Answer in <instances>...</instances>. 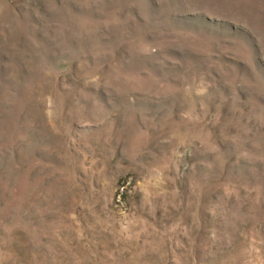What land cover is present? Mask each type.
<instances>
[{
	"label": "rangeland",
	"instance_id": "rangeland-1",
	"mask_svg": "<svg viewBox=\"0 0 264 264\" xmlns=\"http://www.w3.org/2000/svg\"><path fill=\"white\" fill-rule=\"evenodd\" d=\"M0 264H264V0H0Z\"/></svg>",
	"mask_w": 264,
	"mask_h": 264
}]
</instances>
